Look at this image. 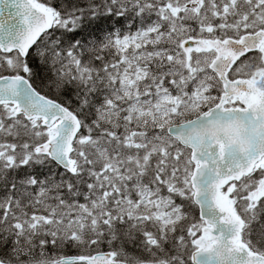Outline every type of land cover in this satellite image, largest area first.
I'll return each mask as SVG.
<instances>
[{
	"label": "snow or ice",
	"instance_id": "6c2138e0",
	"mask_svg": "<svg viewBox=\"0 0 264 264\" xmlns=\"http://www.w3.org/2000/svg\"><path fill=\"white\" fill-rule=\"evenodd\" d=\"M0 264H264V0H0Z\"/></svg>",
	"mask_w": 264,
	"mask_h": 264
}]
</instances>
